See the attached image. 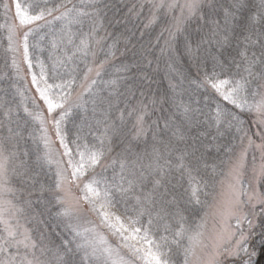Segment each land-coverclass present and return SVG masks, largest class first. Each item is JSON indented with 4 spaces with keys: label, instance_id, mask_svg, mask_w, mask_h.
I'll return each mask as SVG.
<instances>
[{
    "label": "snow or ice",
    "instance_id": "snow-or-ice-1",
    "mask_svg": "<svg viewBox=\"0 0 264 264\" xmlns=\"http://www.w3.org/2000/svg\"><path fill=\"white\" fill-rule=\"evenodd\" d=\"M249 5L252 9L250 16L244 17L242 13L246 6L241 0H234L228 7H223L222 19L209 21L203 12V0H153L152 7L156 11L163 10L167 14L178 10L174 23L163 29L158 37L159 40L164 32L168 33L160 53L162 56L167 53L172 63L180 47L178 36L184 31L186 22L198 18L209 25L207 37L196 48L185 37L182 54L194 62L198 75L202 74L198 81L192 83L206 91L211 90L219 102L214 112L205 114L190 103L177 102L175 97L154 98L153 107L159 104L163 110L166 103L175 106L176 112L165 120L164 128L172 129V137L185 147L166 146V154L154 148L153 158L147 165L139 155L129 158L131 150L128 148L124 149L121 158L104 163L113 151V138L119 137L123 131L124 113L120 114L119 127L109 120V114L114 107L113 98L118 104L119 98L124 95L120 89L128 79L127 73L131 67L123 64L116 68L115 78L106 81L100 79L105 66H111L115 46H109L106 52L101 49L104 59L97 63L95 48L101 44V40L96 38L101 12L98 0H80L79 3H73V0H60L58 3L55 0H31L25 4L21 0H13L12 4L2 5L6 14L12 12L14 7L13 18L16 22L7 26L9 47L19 51L18 47L13 48L15 39L19 37L23 58L29 69L33 67L29 38L43 29L50 30L49 43L53 53L63 52V57L50 56L51 71L43 60L36 58L40 72L39 75L35 72L31 74V83L45 108L29 113L40 126V139L45 148L42 159L49 165H55L56 179L51 191L59 202L66 205L63 215L69 218L67 227L73 237L72 240L63 241V253L59 250L55 253L57 264H175L170 245H175L178 252H182V264H254L253 257L257 253L250 251L254 229L244 208L264 205V193L251 184L246 187L244 178L249 150H253L260 154L258 168L255 167L256 157H252L253 178L258 182L264 180V0H260L258 5H252L249 0ZM57 12L59 15H53ZM155 20L153 14L150 23ZM53 21L60 23L59 29L52 27ZM85 24H88L87 32L83 31ZM48 35L49 32H45L40 39L45 40ZM238 35L245 45V51L239 53L240 62L200 55L201 44H216L223 48ZM250 46H258L260 54L257 55L255 51L249 53L247 49ZM209 59L211 67L208 66ZM13 63H16L15 60ZM172 63H169V68H172ZM233 65L235 71H232ZM59 67L65 69L68 79L57 72ZM179 79L182 84L185 77L181 75ZM78 80L81 86L87 83L84 91L92 97L93 110L101 109L103 116L102 120L96 121L98 126L103 125V129L99 136H95L96 143L93 144L79 134L80 129L70 139L65 128L71 108L87 103L82 93L74 95ZM170 86L175 89L179 85ZM128 91L131 92V89ZM33 103L36 104L35 98ZM232 109L251 114L254 120L246 126L245 120ZM25 111H28L27 108ZM147 114L148 106L143 104L128 113L136 117L133 124L135 138L146 133ZM201 123L214 128L215 135H211L210 143L205 144L201 138L209 136L207 132H201L198 136L190 137L192 143L189 145L187 131ZM253 123L255 130L251 128ZM49 126L54 129L62 152L53 149ZM233 129L239 135L238 153L234 151L235 145L216 143L231 134ZM8 133L7 136H0V264H52V261L42 259L49 250L41 247L21 222L23 209L16 202L18 190L12 184V177L27 176L29 169L19 159L20 154L16 150L20 133L12 128L8 129ZM213 147L217 152L223 147L228 154L227 161L208 163L207 154ZM53 151L57 152L58 159L53 158ZM173 152L176 153L175 163L168 158ZM24 155L27 156V152ZM225 163L228 164L227 172L223 169ZM117 165L119 173L114 172L109 178L105 174L107 169H115ZM146 170L148 176L154 177L152 188L147 192L143 191L148 179ZM217 184L221 189L217 193L220 200L216 201L213 213L198 220L195 218L196 212L190 213L192 219L184 214L188 206L206 204ZM73 187L80 192L79 196L73 193ZM137 191L139 195H136ZM129 197H134L132 207L127 206ZM84 204L98 217L100 225L117 238L115 247L107 235L97 230L96 225L81 230L78 224L73 223V218ZM217 214L228 220L235 219L236 230L228 225L219 230L213 226L209 231L208 216ZM245 221L250 229L247 234L242 227ZM161 224L163 231L171 234V240L168 235L158 236ZM74 241H79L75 243V249L83 254L79 261L71 259ZM260 243L264 246V233L261 234ZM65 256L69 258L65 259Z\"/></svg>",
    "mask_w": 264,
    "mask_h": 264
},
{
    "label": "trees",
    "instance_id": "trees-1",
    "mask_svg": "<svg viewBox=\"0 0 264 264\" xmlns=\"http://www.w3.org/2000/svg\"><path fill=\"white\" fill-rule=\"evenodd\" d=\"M0 1L2 2V0ZM30 2L31 0H21L22 4ZM55 2L58 3L60 0H55ZM79 2L80 0H73V3ZM233 2L234 0H206L203 12L209 21L218 18L222 19L223 7H228ZM241 3L246 6L242 15L244 17L250 16L252 9L249 5V0H241ZM251 3L252 5H258L260 0H251ZM98 6L101 8V12L98 19L100 27L96 38L101 40V44L95 48L97 51V63L99 60L104 59L101 49L106 52L109 46H115V57L110 62L111 66H105V71L102 72L100 79L106 81L115 78L116 68L123 64H128L131 67L130 72L127 73L128 79L120 89L124 95L119 98L118 104L116 103V98H113L114 107L109 114V120L119 127L121 126L120 114L121 112L124 113L123 131L119 137L113 138V151L104 163L109 164L112 159L121 158L124 149L128 148L131 150L129 158H135L136 155H139L142 157L144 165H147L153 158L154 148L159 149L161 154H166V146L185 147V144L178 143L172 137V129L164 128L165 120L172 117V114L176 112L175 106L166 103L163 105V110H161L159 104L153 107L152 100L154 98L158 100L162 97H175L177 102L182 100L184 103H190L193 108L199 109L205 114L214 112L216 104L219 102L218 97L211 90L206 91L192 83V81H198L202 74L198 75L194 62L187 55L182 54L185 37L191 42L192 47L196 48L207 37L209 25L198 18H193L186 22L184 31L178 36L180 47L175 54V62L172 63L167 53L163 56L160 53V48L163 46L164 40L168 38V33L164 32L163 37L158 40L162 30L174 23V16L171 12L165 14L163 10L156 11L152 7V1L149 0H98ZM153 14H155L156 20L150 23ZM53 15H59V12ZM47 19L51 20L52 18L48 17ZM52 27L59 29L60 23L53 21ZM7 28V21L3 15L1 3L0 66L2 65V57L4 60L8 57ZM83 31H88V24H85ZM45 32H49L48 38L41 40L40 37ZM50 39L51 33L48 28L29 38V53L33 62L31 69L37 75H39L40 68L37 65L36 58L43 60L51 71L52 61L50 56L63 57L62 51L53 53L49 43ZM31 45H37V47L32 48ZM242 51H245V45L239 35L237 39L231 40L223 48L216 44L209 46L207 43L201 44L200 47V55L202 57L205 55L208 57L216 56L224 61L235 59L240 62L239 53ZM247 51L249 53L255 51L257 55L260 54L258 46H250ZM149 61H151L150 64ZM169 63H172V68H169ZM208 66L211 67L210 59ZM81 67H83L82 64ZM232 71H235L234 65L232 66ZM57 72L62 74L64 79H68L63 67L57 68ZM181 75L185 77L182 84L179 79ZM170 85L179 86L173 89ZM80 87L81 82L78 80L75 93ZM84 89L80 93L83 94V100L87 103L83 106L74 105L71 108L65 121V128L69 133L70 139L80 129L79 134L89 144H93L96 143L95 136H99L103 129V125L98 126L96 121L102 120L103 116L101 115V109L93 110L92 97ZM128 89H131V92ZM104 94L107 95V92ZM26 95V92L8 71L0 70V125H2V127L0 126V133L7 136L9 128L20 133L16 150L20 154L19 159L23 160L29 169L27 176L12 177V184L18 190L16 202L23 209L21 222H24L30 230L33 239L41 244V247L45 249L51 247L42 259H47L52 261V264H57L55 253L57 250L63 253V241L72 240L73 237L67 227L69 222L66 216L63 215L64 210L51 191L55 185V168L42 159L43 146L39 139L37 124L26 115L25 109L27 108L28 110V106L31 104L30 99ZM140 104L148 106V114L145 117L146 133L139 138H135L133 124L136 117L135 115L129 116L128 113ZM229 107L231 108V106ZM232 110L240 116L243 114L238 109ZM5 112L8 113L7 116L4 115ZM201 118L203 119V117ZM201 132L208 133L209 138H201L205 144L210 143L211 135H215L214 128H209L207 124L201 123L187 131V136L189 137L187 143L190 145L192 143L190 137L198 136ZM216 143L223 146L235 145L234 151H236L240 143L239 135L233 129L231 134L219 139ZM25 152H27V156L24 155ZM175 156L176 153L173 152L168 158L173 159L175 163ZM227 158L228 154L223 147L220 152H217L215 147H213L207 154V161L210 164L213 162L218 163L220 160L227 161ZM114 172L119 173L118 165L115 169L109 167L105 174L111 178ZM145 175L148 176L147 170ZM153 179L154 177L148 176L143 191L147 192L152 188ZM139 194L140 192L137 191L136 195ZM117 198L119 199V197ZM210 198L211 196L207 198L206 204L188 206L184 214L189 215V218L192 219L190 213L196 212L195 218L198 220L204 216L211 200ZM134 203V197H129L127 206L132 207ZM257 229V237L251 242L257 253L253 260L254 264H264V250H262L264 246L260 243L261 234L264 233V220L259 223ZM162 235H168L169 240L172 239L170 233L163 231L161 224L158 236ZM78 242L74 241L71 245L73 252L70 255L71 259L75 261L81 260L83 255L75 249V243ZM170 247H172V259L175 264H182V252H178L175 245H170ZM68 258V256H65V259Z\"/></svg>",
    "mask_w": 264,
    "mask_h": 264
},
{
    "label": "rangeland",
    "instance_id": "rangeland-1",
    "mask_svg": "<svg viewBox=\"0 0 264 264\" xmlns=\"http://www.w3.org/2000/svg\"><path fill=\"white\" fill-rule=\"evenodd\" d=\"M152 1L153 0H149ZM206 2V0H203V4ZM4 4V3H8V4H12L13 0H2V2L0 1V5ZM13 13H14V7L12 9V12H9L6 14L5 9L3 8V15L6 18L7 21V26L11 25L12 23L16 22L13 18ZM173 16L178 15V10H176L175 12H171ZM8 29V28H7ZM8 35H9V31H8ZM8 35H7V55H5V57H7V61L4 60V58L2 57V65L0 66V70L2 71H8L10 75H12L17 82L20 84V86L22 87V89L26 92V96L30 99V106H28V111H26V115L33 119L32 115H29V113H35L38 110H42L45 108V106L43 105V102L39 100L38 98V94L36 93L35 90V86L31 83V74L33 73L32 69H29L27 62L24 60L23 58V49L22 46L20 45V41H19V37H17L13 43V48H19V51H13L12 48L9 47V41H8ZM20 35L22 36V32L20 33ZM15 60V64L13 63V61ZM87 83H84L83 86L80 87V89L74 94L76 95L77 93H80L85 87H86ZM36 99V104L33 103V99ZM37 105H39V108H37ZM45 115H47L46 111H45ZM241 118L243 120H245L246 122V126H248V123L252 120H254V116H252L251 114L248 113H243L241 115ZM34 120V119H33ZM37 124L38 127V134H39V139L41 136V130H40V126L39 123L34 120ZM1 122V121H0ZM2 127V125H0ZM251 128L253 130H255V124H251ZM2 133H0V136H4ZM49 136L51 137V139L54 141L53 144V149L54 150H59V152H62L63 150L60 148L59 146V141L56 139L55 137V132L54 129L51 128V126H49ZM251 134V133H250ZM41 143H42V151H43V155L45 152V148H44V144L43 141L40 139ZM244 143L246 144L247 141L245 140ZM257 143H259V140H257ZM240 151V146L238 147V149L235 152H239ZM255 156L256 157V161H255V167H259L260 165V154L259 152H255L253 150H249V155L247 158V168H246V172H245V186L247 187L249 184H251L253 187H255L257 189V191L264 193V180L262 181H256L253 178V174H252V168H253V160L252 157ZM53 158L54 159H58V155L56 151H53ZM65 160L67 159L66 157L64 158ZM53 167L55 168V165H53ZM228 170V164H225L224 167V171L227 172ZM56 171V168H55ZM73 193L76 196L80 195V192L73 187ZM221 191L219 184H217L216 186V190L213 193V196L215 197V200L213 199V196H211V200L209 201V204L206 208V211L204 213V216L206 214H210L213 213L215 211L216 208V201L220 200V197L217 195V193H219ZM58 201V200H57ZM58 203L62 206L63 210L65 209V206L63 203L59 202ZM253 203L255 204V201H253ZM209 205H213V207H209ZM262 209H264V205L261 204H255V207H252L251 205L246 206L244 208V211L247 213L248 215V219L251 220V224H252V228L254 229V231L252 232V236L250 238V245L252 240L256 239L257 237V232H258V225L259 223L264 220V211H262ZM68 222H69V218L66 217ZM23 223V222H22ZM73 223L78 224L79 228L81 230H83L84 228H90L93 225L97 226V230L104 233L105 235L108 236L109 241L111 242V244L113 245V247H115L117 245V238L112 236L108 230L106 228H104L102 225H100L99 223V219L98 217L90 212L88 210V205L84 204L83 208L76 214V216L73 218ZM24 224V223H23ZM228 225L231 226L232 230H236V222L235 219L232 220H228L227 218L217 214L214 217L212 215L208 216V230L210 231L213 226L216 227L217 230L227 227ZM25 226V224H24ZM26 227V226H25ZM243 230L244 232L247 234L250 229L248 226L247 221L243 222L242 224ZM33 238V237H32ZM51 247H49L47 250H50ZM251 250H255L254 247L251 245L250 247V251ZM49 252V251H47ZM39 255V252L37 253ZM255 258V256L253 257V259Z\"/></svg>",
    "mask_w": 264,
    "mask_h": 264
}]
</instances>
